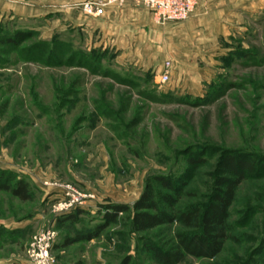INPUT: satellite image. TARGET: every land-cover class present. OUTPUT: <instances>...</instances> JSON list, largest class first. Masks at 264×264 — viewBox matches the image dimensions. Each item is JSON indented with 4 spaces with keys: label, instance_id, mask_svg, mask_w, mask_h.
<instances>
[{
    "label": "rangeland",
    "instance_id": "obj_1",
    "mask_svg": "<svg viewBox=\"0 0 264 264\" xmlns=\"http://www.w3.org/2000/svg\"><path fill=\"white\" fill-rule=\"evenodd\" d=\"M262 1L237 10L207 59L190 46L169 55L155 39L148 63L126 42L59 14H0V175L32 190L28 200L0 191V264H38L29 249L46 230L55 231L49 264H159L149 247L168 249L177 231L193 229L135 233L124 214L97 234L108 207L134 203L158 173L185 175L196 193L183 205H205L218 163L235 152L255 161L231 207L236 239L213 259L179 264H264ZM16 33L24 35L18 46L2 41ZM38 43L46 51L29 50ZM167 61L171 80L162 83ZM196 154L207 163L193 170L187 159ZM75 198L84 205H71ZM78 209L77 221L66 220Z\"/></svg>",
    "mask_w": 264,
    "mask_h": 264
},
{
    "label": "trees",
    "instance_id": "obj_2",
    "mask_svg": "<svg viewBox=\"0 0 264 264\" xmlns=\"http://www.w3.org/2000/svg\"><path fill=\"white\" fill-rule=\"evenodd\" d=\"M3 38L8 45L15 47L24 40V35L15 34ZM41 52L46 51L44 44L32 45ZM191 169H197L207 163L205 158L197 154L187 159ZM255 161L242 153H228L217 166L209 188L205 205H183L186 197L195 195L196 192L187 190L186 176L158 173L150 177L141 196L134 203H113L104 214L105 223L98 226L97 234L107 225L121 220V215L129 218L132 231L144 233L160 226L181 225L186 229H193L191 233L177 231L174 242L168 249L149 247L159 264H179L186 257L213 259L219 256L226 248L229 241H234L236 236L233 224L230 221L231 207L236 202L239 187L247 178L254 174ZM2 173V171L0 172ZM0 175V191H7L17 198L28 200L32 196L29 183L23 178L12 184ZM81 214L80 209L75 214H68L65 218L77 221ZM94 238V234L88 236ZM71 242L67 239L65 246Z\"/></svg>",
    "mask_w": 264,
    "mask_h": 264
},
{
    "label": "crops",
    "instance_id": "obj_3",
    "mask_svg": "<svg viewBox=\"0 0 264 264\" xmlns=\"http://www.w3.org/2000/svg\"><path fill=\"white\" fill-rule=\"evenodd\" d=\"M84 1L0 0V14L26 19L59 14L68 25L98 29L104 38L109 37L116 44L123 45L126 42L125 49L130 56L148 63L155 39L159 40L160 45L166 42L168 51L165 52L169 55L171 52L180 55L182 47L190 46L186 51L198 53L197 57L207 59L205 55L217 48L216 36H223L228 31L231 34L239 8L254 10L256 7L262 8L263 4L262 0H200L189 19L162 26L156 23L150 9L144 5L126 1L123 5H108L100 16H91L79 6Z\"/></svg>",
    "mask_w": 264,
    "mask_h": 264
},
{
    "label": "built area",
    "instance_id": "obj_4",
    "mask_svg": "<svg viewBox=\"0 0 264 264\" xmlns=\"http://www.w3.org/2000/svg\"><path fill=\"white\" fill-rule=\"evenodd\" d=\"M126 1L148 7L155 20L160 24L170 22H183L195 12L200 0H86L79 3L80 8L88 15L100 16L108 5H123ZM171 63L166 62L159 74L162 83H169ZM85 200L75 198L71 205H84ZM55 238L54 230H46L36 236L32 248L29 249L31 257L38 264H49L50 247Z\"/></svg>",
    "mask_w": 264,
    "mask_h": 264
}]
</instances>
